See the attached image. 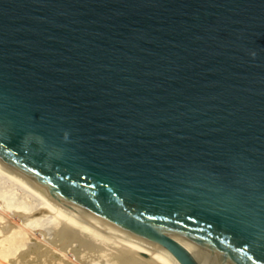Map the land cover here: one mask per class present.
Segmentation results:
<instances>
[{"label": "water", "instance_id": "95a60500", "mask_svg": "<svg viewBox=\"0 0 264 264\" xmlns=\"http://www.w3.org/2000/svg\"><path fill=\"white\" fill-rule=\"evenodd\" d=\"M0 165L171 264H264V0H0Z\"/></svg>", "mask_w": 264, "mask_h": 264}, {"label": "bare ground", "instance_id": "6f19581e", "mask_svg": "<svg viewBox=\"0 0 264 264\" xmlns=\"http://www.w3.org/2000/svg\"><path fill=\"white\" fill-rule=\"evenodd\" d=\"M0 264H171L99 230L0 165Z\"/></svg>", "mask_w": 264, "mask_h": 264}, {"label": "clouds", "instance_id": "9594fccd", "mask_svg": "<svg viewBox=\"0 0 264 264\" xmlns=\"http://www.w3.org/2000/svg\"><path fill=\"white\" fill-rule=\"evenodd\" d=\"M251 55H252L253 57H255L256 53H255V52H253Z\"/></svg>", "mask_w": 264, "mask_h": 264}]
</instances>
